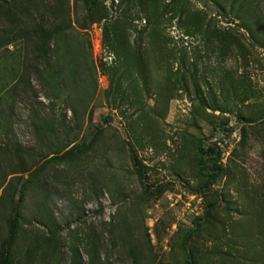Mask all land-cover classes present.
<instances>
[{"label": "rangeland", "instance_id": "374dc122", "mask_svg": "<svg viewBox=\"0 0 264 264\" xmlns=\"http://www.w3.org/2000/svg\"><path fill=\"white\" fill-rule=\"evenodd\" d=\"M31 1L68 21L46 61L0 21L9 264H264V0Z\"/></svg>", "mask_w": 264, "mask_h": 264}, {"label": "trees", "instance_id": "16d2710c", "mask_svg": "<svg viewBox=\"0 0 264 264\" xmlns=\"http://www.w3.org/2000/svg\"><path fill=\"white\" fill-rule=\"evenodd\" d=\"M7 1L8 0H0V21L8 26V31H5L6 37H9V39H27V42L34 46L33 48L35 50V55L39 59L46 61L48 55L47 52L53 39L55 38L56 40L58 36L65 34L68 19L67 17H63V10L60 6L48 5L46 7V12L49 18L52 19V25L48 28L43 22H36V24H33L32 32L28 33L23 28V19L20 16H23V14L26 13L28 9L27 6H34V3L31 0H20L24 2H19V0L18 2H14V0H11L12 4H9ZM84 3L88 8H92L91 1L84 0ZM41 20L42 19L39 21ZM8 43L10 42L8 41ZM207 151L213 152L211 148H209ZM209 178L211 180L210 182L214 183L218 178V173L211 174ZM17 223L18 220L15 219L9 224L10 236L0 248V264H9V246L12 241V234L14 233ZM187 238H189V235Z\"/></svg>", "mask_w": 264, "mask_h": 264}]
</instances>
